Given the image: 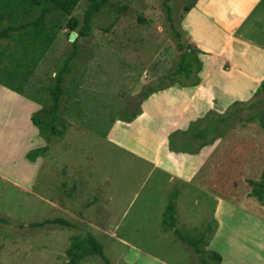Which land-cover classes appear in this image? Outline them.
<instances>
[{
  "label": "rangeland",
  "instance_id": "1",
  "mask_svg": "<svg viewBox=\"0 0 264 264\" xmlns=\"http://www.w3.org/2000/svg\"><path fill=\"white\" fill-rule=\"evenodd\" d=\"M195 1L168 0L188 54L187 44L195 46L185 8ZM90 2L80 0L66 14L47 0H0V31L8 32L0 40V87L5 89L0 91V217L7 221L0 223V264H69L66 249L74 234L98 239L108 264H201V258L212 264H264V239H257L254 217L236 208L231 215H215L212 196L164 171L171 167L170 153H176L169 149L171 133L188 129L210 110L225 114L232 102L255 99L254 92L244 89L237 94L243 100L230 99L222 111L210 109L187 120V112L180 113L171 100L187 101L188 93L180 89L192 87L193 80L200 83L201 71L190 79H166V88L148 92L178 67L182 52L164 0H103L89 35L73 45L70 36L76 32L69 21L75 18L81 27ZM254 18L264 27V7L243 26H252ZM210 24L215 25L208 20L192 26L210 39ZM67 57L71 72L55 109L50 91ZM216 66L228 64L220 60ZM213 74L223 82L231 78L220 70ZM212 93L220 91L214 87ZM218 99L212 97L215 106ZM32 115L44 121L57 115L54 123H64L63 134L34 125ZM240 123L201 148L214 150L211 160L235 144ZM44 146L41 155L27 157ZM211 163L215 167L220 161ZM200 175L197 184L204 182ZM169 201L175 228L190 237L205 236L200 254L162 223ZM50 219L70 225L31 226ZM79 264L107 263L91 255Z\"/></svg>",
  "mask_w": 264,
  "mask_h": 264
},
{
  "label": "crops",
  "instance_id": "2",
  "mask_svg": "<svg viewBox=\"0 0 264 264\" xmlns=\"http://www.w3.org/2000/svg\"><path fill=\"white\" fill-rule=\"evenodd\" d=\"M263 7L264 0H196L187 11L186 22L188 19L192 43L201 51L203 60L200 70L202 81L180 89L188 93L187 101L182 98H177L178 102L176 99L171 100L173 107H178L180 113L187 112V120H195L210 109L222 111L230 99H244L237 97L238 92L247 89L252 94L264 81V27L258 28L255 18L252 26H243L247 19L255 16ZM208 20L215 24H210L212 37L202 39L194 27L198 22ZM220 60L228 64L227 68L216 66ZM219 70L222 75L231 78L225 82L219 81L218 75L213 74ZM214 87L220 91L215 96L212 93ZM0 91L5 92V89L0 87ZM224 95L228 98L224 99ZM218 96L222 99L219 100ZM212 97L219 101L216 106ZM186 105L189 107L187 110ZM240 124L239 138L235 144L223 149L218 158H213L215 163L220 161L219 165L214 167L211 163L214 150L208 152L204 147L195 154L172 153L171 167L162 166L165 172L171 173L186 185H197L205 195L212 196L215 215H231L229 211L236 208L254 217L257 239H264V231L259 230L260 227L264 228V205L249 195L251 186L246 181L264 179V110L253 120ZM153 157H156V153ZM154 158V165L159 166ZM207 160H210L209 163ZM201 173L205 176L204 182L197 184V177ZM212 181H216V184L213 185Z\"/></svg>",
  "mask_w": 264,
  "mask_h": 264
},
{
  "label": "trees",
  "instance_id": "3",
  "mask_svg": "<svg viewBox=\"0 0 264 264\" xmlns=\"http://www.w3.org/2000/svg\"><path fill=\"white\" fill-rule=\"evenodd\" d=\"M4 2L5 0H1ZM50 1L56 6L58 9L62 10L66 14H71L75 5L80 0H47ZM90 4L84 11L83 23L81 27L77 28L78 21L75 18H71L69 23L71 24V28L75 30L76 36L72 41V44H76L77 40L80 37H84L89 35L91 30V19L92 16L97 12L100 5H102L103 0H90ZM35 3L38 0H34ZM163 6L166 10V16L169 21V25L171 28V32L173 37L177 40V49L181 52L178 67L168 74H166L159 82L158 87L149 86L148 92H157L161 89L166 88L165 80L171 79L173 81L174 78L181 76L185 79L192 78L193 74L196 75L201 70L202 64L198 59V50L196 47H192L190 44H187L189 48L188 53L183 52L184 46L181 42L182 32L179 31L172 20L170 8L168 5V0H164ZM190 7L185 8L188 11ZM8 32L6 30L0 31V40L7 37ZM193 57L194 62L190 58ZM71 57H67L58 70L55 78H54V86L50 91L51 99L53 100L54 108L58 109L60 104V98L64 91L63 89V82L65 81V75L71 72V68L69 66V61ZM190 84L197 85L198 80H193ZM260 92H264V81L260 84V86L254 91L252 97L255 99L249 101H234L228 107V110L224 114H217L213 111H208L204 117L193 122L191 126H189L186 130H176L171 133L168 137L169 149L176 153H188V154H195L200 151V149L207 144H211L217 138L223 136L229 128L236 126V124L242 121H251L257 116H259L262 111L264 110V104L260 105L264 101V95L259 97ZM147 95V92L144 93V97ZM256 109L254 113L246 114L243 116L240 112L243 111H252ZM57 115H53L51 120L44 121L38 119L35 115L31 116V122L34 125H38L39 128H42L45 124L49 126L52 133L60 136L63 134L65 129L64 123H54V119H57ZM61 128H60V127ZM46 150V147L36 148L33 152H29L27 154L28 158L34 159L38 155H41ZM172 154V153H170ZM251 186V192L249 193L250 196L256 197L263 205H264V179L254 182L249 181ZM174 202L169 201L163 212L162 223L168 227H173L177 237L180 241L190 245L196 254L201 253V248L199 243L205 241V236L200 235L199 237H190L186 234L181 233L177 228L174 227ZM6 219L0 217V223H6ZM47 222H59L63 225H70V223L63 219L57 220H46L42 222L32 223L31 226H42ZM214 256L218 261L221 260L220 254L217 252H213ZM66 255L69 264H79L86 256L91 255H98L100 256L105 263H109V259L104 255L103 252V244L96 239L93 235L88 234L85 236H81L79 234H74L70 238L69 246L66 249ZM201 264H212L210 261H207L201 258Z\"/></svg>",
  "mask_w": 264,
  "mask_h": 264
},
{
  "label": "water",
  "instance_id": "4",
  "mask_svg": "<svg viewBox=\"0 0 264 264\" xmlns=\"http://www.w3.org/2000/svg\"><path fill=\"white\" fill-rule=\"evenodd\" d=\"M75 36H76V34H75V33H73V34L70 36V39L73 41V40H74V38H75Z\"/></svg>",
  "mask_w": 264,
  "mask_h": 264
}]
</instances>
